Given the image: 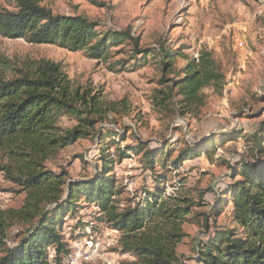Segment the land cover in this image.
<instances>
[{
    "label": "trees",
    "instance_id": "obj_1",
    "mask_svg": "<svg viewBox=\"0 0 264 264\" xmlns=\"http://www.w3.org/2000/svg\"><path fill=\"white\" fill-rule=\"evenodd\" d=\"M12 1L11 10L0 7V36L4 38L55 45L69 52L86 51L97 60H105L111 48H128V57L116 64L121 71L129 65L132 69L144 66L148 57L158 59L163 76L151 100L167 114L196 115L205 99L202 90L221 91L225 83L221 65L209 50H201L196 62L190 59L176 69L173 60L182 56V49L171 50L164 43H158L157 50L140 48L131 30H101L98 23L81 15L53 13L44 0ZM252 101V105L264 103V94ZM117 106L115 102L104 105L101 92L88 86H72L59 63L37 60L19 65L0 54V171L23 194L18 208L0 209V264H63L70 251L62 221L66 215L73 216L79 201L95 205V220L121 233L117 251L131 257L122 264H264V119L250 134L232 129L220 135V143L245 138L250 154H236L238 160L229 162L231 182L209 211L194 212L207 205L203 196L195 198L189 193L185 178L172 182L168 175L194 157H210L216 136L186 144L171 158L169 167L161 161L170 146L167 141L151 146L135 138L136 145L121 147L117 162L130 153L140 155L152 180L151 186L145 183L123 200L124 188L112 174L117 162L105 147L127 139L124 132L104 127L108 115L117 114ZM263 113L264 108L258 112L246 106L235 115L255 119ZM63 118L74 125L61 127ZM80 139L93 141L100 152L101 165L92 178L72 181L64 170L55 173L46 166ZM166 184L174 189L171 193H166ZM225 202L232 205L233 228L216 222L217 209ZM198 220L204 238L196 239L192 256L179 253V245L187 238L184 225ZM15 224L27 231L13 246H6L7 232ZM48 248L53 254H48Z\"/></svg>",
    "mask_w": 264,
    "mask_h": 264
},
{
    "label": "rangeland",
    "instance_id": "obj_2",
    "mask_svg": "<svg viewBox=\"0 0 264 264\" xmlns=\"http://www.w3.org/2000/svg\"><path fill=\"white\" fill-rule=\"evenodd\" d=\"M43 4L53 13L81 15L98 23L101 30H131V35L139 38L140 48L157 50L158 43H164L171 50L182 49V56L173 60L176 69L190 59L196 62L201 50L213 53L226 76L225 83L221 91L204 88L203 106L196 115L181 117L160 111L152 104V93L159 88L158 81L163 76L155 57H148L142 67L132 69L129 65L121 71L116 64L128 57V48L125 51L111 48L105 60H97L90 58L86 51L69 52L55 45L29 44L22 39L0 36V54L13 63L24 65L37 60L59 63L72 86H88L101 92L104 105L117 103V114H109L104 123L110 131L124 132L127 136L123 143L105 144L115 162L117 150L127 144L136 145L135 138H138L151 146L167 141L170 146L164 150L161 161L169 167L171 158L186 144L216 136L215 152L210 157H194L168 175L172 182L185 178L188 192L195 198L203 196L207 205L194 212H208L217 195L231 182L227 177L231 172L229 162L238 160L236 154H250L245 138L220 143V135L232 129L250 134L264 119V113L255 119H237L235 115L246 106L258 112L264 108V103L252 105V97L264 94V0H44ZM13 6L12 0H0V7L11 10ZM73 125L67 118L60 120L63 128ZM99 158L98 146L93 141L80 139L61 150L46 166L55 173L64 170L72 181H83L99 170ZM112 174L124 188L120 197L123 200L139 192L145 183L152 185L151 173L136 153L115 163ZM164 186L166 193L174 190L167 184ZM18 190L0 171V209H16L21 205L23 194ZM76 204L73 216L66 215L61 225L70 251L63 264H68V257L76 253L81 257L72 259L70 264H122L131 260L117 251L121 233L95 220L97 207L82 201ZM231 208L232 205L225 202L217 209L220 212L218 225L235 227L229 217ZM199 220L184 225L187 238L179 245V253L192 256L194 242L204 238ZM83 225L88 227L83 230ZM25 231L26 227L15 224L7 232L4 244L13 246ZM48 254H53L52 248H48Z\"/></svg>",
    "mask_w": 264,
    "mask_h": 264
},
{
    "label": "built area",
    "instance_id": "obj_3",
    "mask_svg": "<svg viewBox=\"0 0 264 264\" xmlns=\"http://www.w3.org/2000/svg\"><path fill=\"white\" fill-rule=\"evenodd\" d=\"M89 246H91V242H89ZM80 256H81L80 253H76L74 255L69 256L68 257V260H67V263L70 264V262H71L72 259L80 258Z\"/></svg>",
    "mask_w": 264,
    "mask_h": 264
},
{
    "label": "bare ground",
    "instance_id": "obj_4",
    "mask_svg": "<svg viewBox=\"0 0 264 264\" xmlns=\"http://www.w3.org/2000/svg\"><path fill=\"white\" fill-rule=\"evenodd\" d=\"M132 35H133V33H132ZM81 257V256H80Z\"/></svg>",
    "mask_w": 264,
    "mask_h": 264
}]
</instances>
